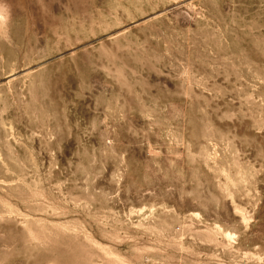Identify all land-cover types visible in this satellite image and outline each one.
I'll return each mask as SVG.
<instances>
[{"label": "rangeland", "instance_id": "obj_1", "mask_svg": "<svg viewBox=\"0 0 264 264\" xmlns=\"http://www.w3.org/2000/svg\"><path fill=\"white\" fill-rule=\"evenodd\" d=\"M0 264H264V0H0Z\"/></svg>", "mask_w": 264, "mask_h": 264}]
</instances>
